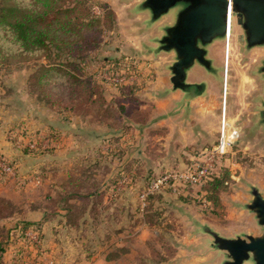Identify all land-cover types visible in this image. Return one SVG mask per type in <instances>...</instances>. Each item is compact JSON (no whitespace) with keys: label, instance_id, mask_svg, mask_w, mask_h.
I'll list each match as a JSON object with an SVG mask.
<instances>
[{"label":"rangeland","instance_id":"rangeland-1","mask_svg":"<svg viewBox=\"0 0 264 264\" xmlns=\"http://www.w3.org/2000/svg\"><path fill=\"white\" fill-rule=\"evenodd\" d=\"M72 1L65 0L63 4L71 5ZM95 1L105 5L113 13L114 21L109 30L106 28L102 33L99 47L88 54L87 71L96 73L104 59H125L135 67L136 74L132 81L141 87L137 99L140 105H145L155 96L154 90L158 88L159 78L163 76L161 66L165 59L152 60L145 57L152 53L153 42L160 32L146 26L145 15L136 10L139 0ZM99 10L98 4L91 8L95 15L99 14ZM168 22L169 18L164 19L160 25ZM153 30L155 36L144 43ZM238 33V28H235V37L230 42L227 79L229 106L226 115L229 125L238 131V140L218 163V174L224 170L230 174L228 190L220 195L221 208L211 210L203 198V188L200 187H187L179 194L163 191L157 194L153 204L158 213L159 225L145 231L146 240L134 237L135 242L130 247L125 244L128 238L116 239L129 236L142 223L140 221L145 207L141 206L139 196L147 181L165 172L182 169L189 164L192 155L212 148L218 139L220 104L225 100L224 88L222 89V66L224 61L227 63L225 45H219V61L217 60L218 64L214 67L216 74L208 75L209 87L204 97L207 98L209 93L215 92L218 95L215 100L217 105L214 111L203 112L198 126L192 132H187L188 142L195 147L183 148L179 156L177 147L172 144L177 140L176 137L170 138L168 142L172 143L165 148L164 140L159 141L155 137L152 139L149 131H144L141 125L130 122L124 129L103 131L101 143L93 139V128L90 126L83 131H91L86 139L85 135L79 137L75 131L77 136L74 143L68 145V136L62 131V127L50 130L45 123L46 117L57 118L56 121L63 126L62 121L67 116L49 112L47 107L28 92L29 75L45 63L43 53H38L37 59L27 62L20 72H11L7 76L0 73V157L17 167V176L14 179L0 174V189L4 191L6 199L17 205V208L8 210V219L2 223L12 230L19 219L35 221L33 215H41L44 210L52 218L43 225L40 256L36 257L26 248L27 244L14 241L13 238L5 254L6 263L104 264L102 253L107 254L106 258L115 253L118 258L109 261L114 264H214L217 257L210 259L206 255L210 251V241L208 236L202 234L201 227L206 226L214 231L246 227L251 218L243 211L241 201L244 203L248 200L251 186L264 192V124L260 125L257 117L261 102H264V78L257 73L263 52H242L236 41ZM2 42L3 40L0 44ZM0 56L10 59L17 57L13 50L7 49H0ZM24 57L29 56H22ZM169 64L167 62L164 68L167 75ZM103 74L105 73L101 77ZM106 82L105 96L107 100H112L118 89L114 84ZM178 108L183 109L180 104ZM189 111L190 108L184 119H188ZM76 115L81 117L78 113ZM74 121L77 122L75 119ZM162 131L165 132V128L151 132L160 136L159 134H164ZM29 141L35 144V149L28 148ZM147 148L149 156L155 157L154 160L147 155ZM111 153L121 157L115 159L110 156ZM130 161L140 162L139 176L125 174L108 190L114 177ZM97 162L99 167L92 168L91 173L96 175L99 190L102 192V204L97 206L99 208L88 210L78 226L70 228L65 225L62 210L49 202L47 197L56 199L53 191L69 181L70 175L75 177V169L88 168ZM50 185L55 187L52 192L49 191ZM162 242L169 247L168 250L163 249ZM169 249L177 251V260L173 262L171 259L174 255H171L165 262L159 263V258L168 256ZM120 250L132 252L125 256L127 252L118 253Z\"/></svg>","mask_w":264,"mask_h":264},{"label":"trees","instance_id":"trees-1","mask_svg":"<svg viewBox=\"0 0 264 264\" xmlns=\"http://www.w3.org/2000/svg\"><path fill=\"white\" fill-rule=\"evenodd\" d=\"M64 1L0 0V41L3 40L0 49L13 50L17 55L14 59L0 56V73L3 72L7 76L11 72H19L27 62L37 59L38 53H43L45 63L39 65L27 80L29 94L35 96L39 103L59 114L78 113L83 119L110 130L124 129L129 122L138 125L147 123L151 111L140 109L137 93L141 87L136 83L114 85L118 89L117 95L112 100L105 97L104 83L107 82L101 74L135 71L131 63L121 58L104 59L96 73L87 71L88 54L99 47L102 33L106 28H110L114 21L113 13L105 5L94 0H73L71 5L67 6L63 4ZM94 4H98L100 9L98 15L91 12ZM152 134L154 133L151 132L150 135ZM148 150L147 148L149 156ZM110 156L115 159L121 157L112 153ZM140 166L138 161L126 163L122 172L114 177L107 189L110 190L125 174L133 173L138 177ZM95 167H99L98 162L88 168L75 169L76 176L70 175L69 181L53 191L56 199L47 197L49 202L62 210L65 225L70 228H76L88 210H94L102 204V192L99 190L96 175L91 173V169ZM229 182L230 174L224 170L200 187L203 188V198L211 210L221 208L220 195L227 192ZM156 196L157 194L148 197L143 210L145 213L140 221L148 227L157 226L160 222L153 206ZM14 208L10 201L0 198V264H7L4 258L13 238L14 241H22L24 231H35L43 242V225L52 219L44 210L41 213V221L19 219L11 230L2 221L8 219V210ZM162 246L165 251L169 248L163 242ZM40 252L35 256H40ZM126 252L120 250L118 253ZM168 252V256L159 258V263L165 262L167 257L175 254V251L170 249ZM115 258H118V254L114 253L106 260Z\"/></svg>","mask_w":264,"mask_h":264},{"label":"water","instance_id":"water-1","mask_svg":"<svg viewBox=\"0 0 264 264\" xmlns=\"http://www.w3.org/2000/svg\"><path fill=\"white\" fill-rule=\"evenodd\" d=\"M136 10L145 15L148 28L160 32L152 54L172 57L167 67L169 83L172 92L182 95L178 105L185 111L192 101L206 96L208 75L216 74L214 67L218 64L214 52L220 43L226 46L231 42L235 28L242 52L262 50L257 73L264 78V0H139ZM167 18L169 22L160 25ZM222 68L226 98L228 71L224 64ZM200 76L202 80L195 81ZM257 117L259 124H264V102ZM242 209L251 218L252 232L225 237L201 227L202 234L209 238L210 251L220 257L219 264H264V192L251 186Z\"/></svg>","mask_w":264,"mask_h":264},{"label":"crops","instance_id":"crops-1","mask_svg":"<svg viewBox=\"0 0 264 264\" xmlns=\"http://www.w3.org/2000/svg\"><path fill=\"white\" fill-rule=\"evenodd\" d=\"M153 29H155V27H153ZM151 33L152 34L149 36V38L147 37L144 40V43H146V40H149L153 36H155L154 30ZM147 44L152 47V45H150V42L147 41ZM151 47H149V48H151ZM219 50H220V48L214 52V56L218 61H219V58L217 56V52ZM145 57L151 58L152 60L165 59V63L161 66V71L163 73V76L161 77V79L159 78L160 83L158 84V88L154 90L155 96L151 97L150 100L147 101L145 105L144 104L140 105L141 110H143V111H149L150 110L151 111L149 121L147 123L141 125V129L144 131L147 130L150 132L149 134H151V131H157L158 132L159 130H161V129L163 130L165 128V132L162 131V133H164V134H162V135L159 134L160 136H156L155 134H152V136L151 135L150 136L152 137V139H154V137H155L159 141L164 140L163 146L165 148H166V146H168V144L172 143V142L171 143L168 142L170 140V138L176 137L177 140L174 141L172 144L175 146V148L177 147V156H179L180 152L183 150V148H185V147L194 148L195 147L194 145H192L188 142V138H187L186 134H187V132H192L195 129V127L198 126L197 123L199 121V117L202 115L203 112L207 113V112L214 111V108L217 105V104L215 105V100L218 97V95L215 92H212V93L208 94L207 98L200 97V98H197L194 101H192L189 105V108H190L189 112L190 113L188 115V119H184L183 117H184L186 111L184 109L178 108V102L181 100L182 95L178 92H172L171 91V86L169 83V77L166 74V71L164 70V68L167 65V62L170 63L172 57L170 55H164V54L154 56L152 53L148 54ZM198 80H202V78H200V79L196 78L195 79V81H198ZM224 99H225V114L227 115L228 106H229V105H227V95H226V98L224 97ZM221 109H222V103L220 104V118H221ZM47 110L53 114H59L57 111H53V110L48 109V108H47ZM64 115H66L67 117H64V120L62 121V124L64 123L63 126H60L61 123L59 124V122L56 121L57 118L52 119L50 117H46L45 123L50 128V130L63 128L62 131H65V133H67V136H68L67 137L68 145L74 143L75 136H77V134H75V131L78 132L79 137L82 135H85V139H86L87 135L90 134L91 131L88 133H84L83 131L84 130L86 131L87 128H89V126H90L93 128L92 129L93 133H91L93 136V139H95L98 143H101L103 140V137H104L102 135L103 134L102 132L109 130V128H107L105 126L96 125V124L90 122L88 119H83L82 117H79L78 115L69 114V113H66ZM74 119L77 120V122H75ZM166 128H167V130H166ZM168 129H169V134H168ZM200 131L201 130H199V132ZM215 135H216V133H215ZM180 140H181V142H180ZM184 160H186V159H184ZM50 182L53 183L54 181H50ZM52 185H50V187H51L49 189L50 192H52L55 188V187H52ZM4 194H5L4 191H2V189H0V198L10 201L9 199H6L7 197ZM10 202L12 203V201H10ZM241 203H243V202L241 201ZM12 204L15 206V208H17V205H15L14 203H12ZM97 208H99V207H97ZM40 218H41V215H38V214L33 215V220H35L36 222H39L41 220ZM147 230L150 231L149 227H147L144 223H140L139 226L133 232H131V234L129 236L117 237L116 240H118L119 238H122V239L128 238L129 240L126 241L125 244L126 243L129 244V247H130V246H132V243L135 242L134 237L139 238L141 240H146V234H145L146 232L145 231H147ZM215 231H217L218 233H220L221 235H223L225 237H231V236H233L237 233H240V232H252L253 231V225H252V221L250 220L249 225H247L244 228H242V227L238 228L237 227L235 229H232L231 231H220V230L215 229ZM144 234H145V236H144ZM116 246H121V245H116ZM130 252H132V251L130 250ZM130 252H127L125 254V256L128 255ZM206 255H209L210 259L211 258L215 259L217 257V261H215V263H214V260H213V263L219 264L220 257L217 255V253H214L212 251H208L206 253ZM106 256H107V254L105 255L102 253L101 259L103 258L102 259L103 263L104 264H114L113 261L112 262L107 261ZM39 260H41V259H39ZM171 260H173V262L175 260H177V251L175 252V254Z\"/></svg>","mask_w":264,"mask_h":264},{"label":"built area","instance_id":"built-area-1","mask_svg":"<svg viewBox=\"0 0 264 264\" xmlns=\"http://www.w3.org/2000/svg\"><path fill=\"white\" fill-rule=\"evenodd\" d=\"M228 48V41L225 50ZM227 52V51H226ZM136 71H120L115 74H103L104 80L114 85L133 84L132 79L135 77ZM238 140V131L229 125L225 114V100L222 103L220 129L218 139L214 146L190 157L189 164L182 169L173 170L160 174L151 179L148 185L140 193L139 200L144 208L148 197L168 191L173 194H179L187 187H201L203 184L218 176L217 167L220 159L225 157ZM29 149H35L33 142H28ZM0 174L12 177L17 176V167L14 163L0 157ZM22 242L27 244L26 247L33 254L40 250L41 241L39 235L32 230H26L22 234Z\"/></svg>","mask_w":264,"mask_h":264},{"label":"bare ground","instance_id":"bare-ground-1","mask_svg":"<svg viewBox=\"0 0 264 264\" xmlns=\"http://www.w3.org/2000/svg\"><path fill=\"white\" fill-rule=\"evenodd\" d=\"M227 52H226V61H227V63L224 61V65L227 67V71H228V62H229V56H230V42L228 43V48H227V50H226ZM225 78H226V81H227V79H228V75H226L225 76ZM225 86V85H224ZM224 86H223V88H224ZM226 90H227V85H226ZM224 95V94H223Z\"/></svg>","mask_w":264,"mask_h":264}]
</instances>
